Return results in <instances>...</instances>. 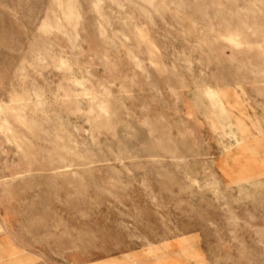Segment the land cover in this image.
Segmentation results:
<instances>
[{
    "label": "rangeland",
    "instance_id": "1",
    "mask_svg": "<svg viewBox=\"0 0 264 264\" xmlns=\"http://www.w3.org/2000/svg\"><path fill=\"white\" fill-rule=\"evenodd\" d=\"M0 264H264V0H0Z\"/></svg>",
    "mask_w": 264,
    "mask_h": 264
}]
</instances>
